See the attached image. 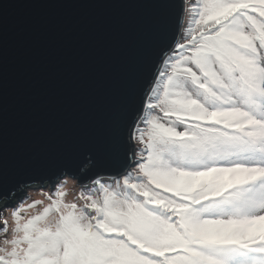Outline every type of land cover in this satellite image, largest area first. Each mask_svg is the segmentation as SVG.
Wrapping results in <instances>:
<instances>
[{
    "label": "snow or ice",
    "instance_id": "snow-or-ice-1",
    "mask_svg": "<svg viewBox=\"0 0 264 264\" xmlns=\"http://www.w3.org/2000/svg\"><path fill=\"white\" fill-rule=\"evenodd\" d=\"M181 11L123 154L110 143L115 173L82 184V203L57 188L31 217L13 207L0 264H264V0Z\"/></svg>",
    "mask_w": 264,
    "mask_h": 264
},
{
    "label": "water",
    "instance_id": "water-1",
    "mask_svg": "<svg viewBox=\"0 0 264 264\" xmlns=\"http://www.w3.org/2000/svg\"><path fill=\"white\" fill-rule=\"evenodd\" d=\"M182 3L0 0V204L115 173L110 143L123 154L161 27L171 37Z\"/></svg>",
    "mask_w": 264,
    "mask_h": 264
},
{
    "label": "trees",
    "instance_id": "trees-1",
    "mask_svg": "<svg viewBox=\"0 0 264 264\" xmlns=\"http://www.w3.org/2000/svg\"><path fill=\"white\" fill-rule=\"evenodd\" d=\"M192 2H193V0H188L189 4H191ZM189 19H190V17L187 15V18H186V21H185V28L188 26ZM108 178H109L108 176L103 177V179H105V180H107ZM67 183H68L67 181H60L58 186L56 188H54V189L47 188L46 190L44 189L41 192H33L35 194H33L32 198L36 199L37 202H40L39 204H46L47 205L50 202L48 197L50 195H52V193L57 188H60L61 190L65 191L67 193V195L65 197V201L66 202H68V203L76 202L78 204L82 203V201L79 199V193L81 191V185H75L74 183L73 184H67ZM87 185L91 186L90 184H87ZM26 200H24L25 201V207L28 210H32V212L28 213V211H24V212L21 213L22 216L29 215V214H34L35 212L43 210V209L42 210H38V209H36V207L35 208H27V205L34 203V201L30 200V198L28 199V201H26ZM10 208H13V207H10ZM2 216H3V220L1 222H2V225H3V228H4V221L5 220L7 221L6 218H8V217H12V212L11 211L10 212H8V211L4 212ZM12 221H14V220L12 219ZM7 226H10V222L9 221H7ZM0 233H3V232L0 231ZM1 236H4V234L1 235Z\"/></svg>",
    "mask_w": 264,
    "mask_h": 264
},
{
    "label": "rangeland",
    "instance_id": "rangeland-1",
    "mask_svg": "<svg viewBox=\"0 0 264 264\" xmlns=\"http://www.w3.org/2000/svg\"><path fill=\"white\" fill-rule=\"evenodd\" d=\"M185 2L188 3V0H185ZM186 18H187V14H185V16H184V26H185ZM63 181H67L68 182L67 184H73L74 183L75 185H79L77 181H75L74 179H70L69 177L63 179ZM57 186H58V183L56 184L55 188ZM48 188H51V186H48ZM42 190H44V188L42 186H36V187H32L30 189H26L24 191L25 193L24 194L21 193V195L19 197L15 195L16 197H15L14 201H12V202H7L6 201L5 203H1L0 204V214L3 215L4 212H7V211L10 212L11 209H12L10 207L17 206L22 200L24 201V200L27 199L26 201H28V199L30 198V200H33L34 202H37L36 199H33L32 198L33 194H35L33 192H41ZM44 206H46V204H38V206L36 207V209L42 210ZM5 208H8V210H4ZM26 211H28V213H31L32 212V210H28V209ZM36 213L37 212H35L34 214L25 215L24 217H26V218L27 217H31L32 215H35ZM6 219H7V221L10 222V226H7V233L6 234L5 233H0V236L4 234V236H1L0 237V245H2V242H3L4 239L11 237V235H12V228L14 227V221H12L13 218L12 217H8ZM1 221L2 220H0V230L4 229Z\"/></svg>",
    "mask_w": 264,
    "mask_h": 264
}]
</instances>
